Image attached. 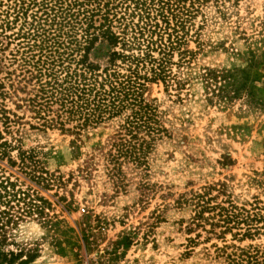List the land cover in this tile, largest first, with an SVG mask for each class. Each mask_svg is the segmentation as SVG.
<instances>
[{
	"label": "rangeland",
	"instance_id": "374dc122",
	"mask_svg": "<svg viewBox=\"0 0 264 264\" xmlns=\"http://www.w3.org/2000/svg\"><path fill=\"white\" fill-rule=\"evenodd\" d=\"M203 14L195 19L201 28L194 62L228 71L252 64L247 80H255L263 94L252 90L247 105L206 103L198 80L185 85L179 98L160 82L149 84L145 96L154 100L166 135L142 155L135 152L143 157L139 165L123 155L112 162L117 154L110 137L120 119L77 137L36 130L31 113L15 107L24 92L11 94L10 82L4 81L10 96L2 103L19 119L0 122V141L7 144L0 176L23 194L18 207L25 213L5 229L0 253L6 259L0 256V264L10 252L8 264H17V254L33 256L28 264H225L211 245L264 248V236L236 242L226 234L222 243L204 241L200 233L194 245L187 243L199 229L186 233L192 211L177 202L193 192L212 187L209 196L218 190L237 204L254 202L264 215V0L225 4L221 14L208 6ZM187 47L196 49L192 41ZM100 51L93 61L102 64ZM246 51L252 52V62ZM255 71L261 77L255 78Z\"/></svg>",
	"mask_w": 264,
	"mask_h": 264
},
{
	"label": "trees",
	"instance_id": "16d2710c",
	"mask_svg": "<svg viewBox=\"0 0 264 264\" xmlns=\"http://www.w3.org/2000/svg\"><path fill=\"white\" fill-rule=\"evenodd\" d=\"M237 2L0 0V73L4 75L0 78V122L5 125L19 119L2 103L10 96L3 87L4 81H9L11 94L24 92L15 107L31 113L37 123L33 129H55L77 137L87 128L120 119L110 137L109 146L117 154L112 162L123 155L141 164L143 150L166 135L154 100L145 96L149 84L160 82L165 91H173L179 98L185 85L198 80L206 103L239 100L247 105L253 101L252 90L263 94L253 86L255 80H247L252 64L228 71L194 62L200 50L197 38L201 28L195 24L196 17L204 16L208 6L221 14L225 4L234 6ZM190 41L196 45L194 51L187 47ZM100 50H104L102 64L93 61ZM245 55L252 62V52ZM252 75L261 77L258 71ZM6 149L5 141H0V156L7 153ZM211 190L193 192L177 202L192 211L186 233L199 229L187 239L188 244L194 245L200 233L204 241L213 238L222 243L226 234L236 242L264 236L263 210L256 203L237 204L218 190L216 194L224 198L216 202L217 195L209 196ZM19 195L23 194L13 192L12 185L0 176V245L4 244L7 226L15 225L25 213L18 207ZM14 201L16 204L11 205ZM211 246L225 264H264V248L259 246ZM12 256L8 253L6 264ZM15 256L19 258L17 264L33 259L31 255L23 259Z\"/></svg>",
	"mask_w": 264,
	"mask_h": 264
}]
</instances>
